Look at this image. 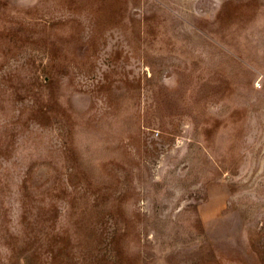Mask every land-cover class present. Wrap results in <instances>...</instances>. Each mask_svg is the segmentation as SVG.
<instances>
[{"label": "rangeland", "instance_id": "rangeland-1", "mask_svg": "<svg viewBox=\"0 0 264 264\" xmlns=\"http://www.w3.org/2000/svg\"><path fill=\"white\" fill-rule=\"evenodd\" d=\"M0 264H264V0H0Z\"/></svg>", "mask_w": 264, "mask_h": 264}]
</instances>
